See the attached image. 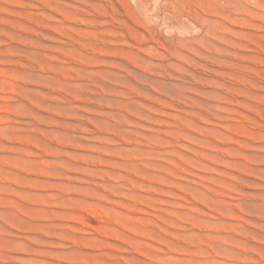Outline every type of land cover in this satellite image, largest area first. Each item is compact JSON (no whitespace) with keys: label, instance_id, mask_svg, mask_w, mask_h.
<instances>
[{"label":"rangeland","instance_id":"1","mask_svg":"<svg viewBox=\"0 0 264 264\" xmlns=\"http://www.w3.org/2000/svg\"><path fill=\"white\" fill-rule=\"evenodd\" d=\"M0 264H264V0H0Z\"/></svg>","mask_w":264,"mask_h":264}]
</instances>
